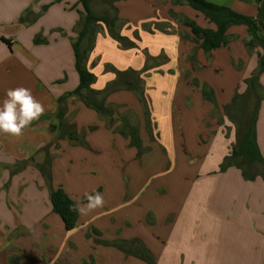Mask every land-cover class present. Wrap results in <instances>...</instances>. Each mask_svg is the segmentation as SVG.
Listing matches in <instances>:
<instances>
[{"label":"crops","instance_id":"obj_1","mask_svg":"<svg viewBox=\"0 0 264 264\" xmlns=\"http://www.w3.org/2000/svg\"><path fill=\"white\" fill-rule=\"evenodd\" d=\"M102 1L101 8L100 0L91 1L94 13L126 21L119 33L137 48L122 47L102 24L85 62L97 78L92 89L104 90L115 81L105 66L140 72L146 53L156 59L150 62L156 66L142 74L155 140L139 99L125 90L110 94L107 102L138 122L148 152L140 156L128 138L75 98L66 103V119L85 134L88 147L58 139L50 130L58 123L57 100L80 83L71 39L78 35L82 5L79 0H0V102L8 89L24 87L46 109L23 135L0 133V264H85L91 257L94 264H148L102 244L118 240H139L155 264H264V168L255 180H246L235 166L220 171L254 108L247 81L258 70L262 48L250 51L247 27L232 26L228 44L208 56L191 29L170 15L173 10L216 29L191 7L171 0H119L112 6ZM205 1L257 20L264 36V0ZM27 10L39 15L34 24L20 23ZM149 22L153 32L144 28ZM39 34L46 44L34 43ZM2 38L12 40V47ZM204 85L215 103L204 98ZM259 92L256 135L264 158V73ZM236 96L250 104L247 111L240 105L226 110ZM92 126L97 129L90 131ZM59 188L77 203L98 191L104 206L79 213L69 232L52 211L51 192Z\"/></svg>","mask_w":264,"mask_h":264},{"label":"trees","instance_id":"obj_2","mask_svg":"<svg viewBox=\"0 0 264 264\" xmlns=\"http://www.w3.org/2000/svg\"><path fill=\"white\" fill-rule=\"evenodd\" d=\"M60 2L61 0H57ZM92 0H79L83 10L80 11L81 19L77 25L78 35L71 39L72 46L76 57V69L80 77L79 86L71 92L65 93L57 100V112L55 114L58 123L51 124L50 130L56 133L58 139L68 140L76 146L88 147L85 140V134L78 133L76 126L70 124L66 119V103L69 99L75 98L85 104L86 107L96 111L100 118L105 121L109 129L121 134L123 137L130 140V146L135 147L139 151V155L148 152L149 148H144L142 140L139 136V124L132 121L129 114H119L118 108L115 105L107 102V97L118 91L133 92L139 99L144 109L146 128L152 141L155 140L154 124L151 120L150 104L145 94L144 80L142 73L146 70L154 68L156 65H150V62L156 59L147 55L146 65L140 72L134 70L118 71L114 68L108 70L116 74V79L108 84L104 90L97 91L92 89V85L96 82V75L91 72L85 65L88 52L93 48L95 36L102 29V24L108 29L109 35L116 41L122 44L125 49L136 48V42L129 38L122 36L116 29L118 26H125L126 22L119 19L115 14L98 16L94 13L91 7ZM119 0H110L112 4ZM174 5H187L193 10L200 12L205 18L216 26V29L203 28L199 26L194 20L188 17L170 12V15L182 25L191 29L193 40L200 42V47L204 52L210 56L211 52L228 44L230 38L227 35L228 30L232 26H246L250 41L246 44L250 51L260 46L263 53L259 55L258 70L247 81L248 93L255 97V105L249 115L246 116L242 122L243 127L238 131V142L233 146L231 155L226 157L221 164L220 171H225L230 167L239 168L246 180H255L259 175V169L264 168V158L262 157L257 143L256 135V119L259 108V103L263 99L259 92V78L264 73V36L261 34L262 29L260 23L251 18L238 14L231 9L216 6L208 3L205 0H171ZM47 9V7H45ZM112 11L116 9L112 7ZM39 18L31 10H27L20 18V23L24 25L34 24ZM159 28V27H158ZM63 35H66L62 29L56 30ZM137 39L139 36L135 33ZM10 47L13 43L10 39L2 38ZM90 41V47L84 48V42ZM34 43L36 45L46 44L47 39L39 34L35 37ZM204 98L210 102L215 103V97L212 89L207 85L202 87ZM241 97L236 96L233 99L231 106H227L226 110L231 107H238L240 105ZM131 115H134L131 113ZM45 118V117H42ZM97 129V126L89 128L90 131ZM52 211L58 214L67 231H73L78 224L79 212L72 210L73 205L77 202L72 201L62 188L53 190L51 192ZM82 203H87L86 197L82 199ZM94 234H100L94 230ZM88 237L91 233H88ZM107 246H111L123 251L126 255H134L135 257L147 262L148 264H155L154 257L151 252L139 240L123 241L118 240L114 242H103ZM94 264L92 257L89 263Z\"/></svg>","mask_w":264,"mask_h":264},{"label":"clouds","instance_id":"obj_3","mask_svg":"<svg viewBox=\"0 0 264 264\" xmlns=\"http://www.w3.org/2000/svg\"><path fill=\"white\" fill-rule=\"evenodd\" d=\"M45 111L44 105L33 96L30 89L10 88L0 102V133L19 137L33 121L44 115ZM85 195L87 203L74 204L72 210L78 211L81 215H87L104 206L105 200L100 192Z\"/></svg>","mask_w":264,"mask_h":264},{"label":"rangeland","instance_id":"obj_4","mask_svg":"<svg viewBox=\"0 0 264 264\" xmlns=\"http://www.w3.org/2000/svg\"><path fill=\"white\" fill-rule=\"evenodd\" d=\"M101 3V4H100ZM100 3L98 4L99 6H100V8L101 7H103V5H104V3H103V1L102 0H100ZM173 3V2H172ZM114 4V3H113ZM174 5V4H173ZM177 6V5H176ZM180 6H187V5H180ZM173 11V10H172ZM112 12H114V11H112ZM174 12V11H173ZM126 22V21H125ZM127 23V22H126ZM181 24V23H180ZM152 25H153V23L152 22H149V23H146V24H144V28H145V30L146 31H148V32H153L152 31ZM156 25V24H155ZM103 27V26H102ZM119 28H117L116 30L117 31H119V30H122V28L123 27H125V26H118ZM156 28H157V25H156ZM158 29V28H157ZM137 32V31H136ZM135 32V33H136ZM109 33V32H108ZM118 42V41H117ZM119 43V42H118ZM120 45H122L121 43H119ZM123 47V46H122ZM137 48V47H136ZM131 49H133V48H131ZM146 58H147V53H146ZM161 58L163 59V56H161ZM145 67V66H144ZM108 68L109 69H111V68H114V67H112V66H105V69H106V71H108V72H113V71H111V70H108ZM159 68V67H158ZM114 69H116V68H114ZM152 69V68H151ZM117 70V69H116ZM130 70H132V69H130ZM150 70V69H149ZM149 70H145L143 73H146V72H148ZM118 71H120V70H118ZM127 71V70H126ZM134 71H136V70H134ZM114 73V72H113ZM142 73V74H143ZM240 102V106H241V108L245 111H247L248 110V106L250 105H247V103L246 102H244V101H239ZM253 103H251V105H252ZM243 119H244V115L243 114H241V119L240 120H242L243 121ZM241 123V121H239L238 120V123Z\"/></svg>","mask_w":264,"mask_h":264}]
</instances>
